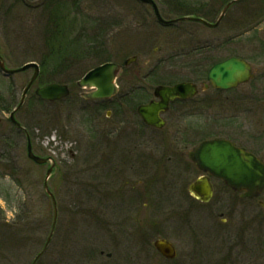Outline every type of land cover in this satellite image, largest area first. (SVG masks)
Wrapping results in <instances>:
<instances>
[{"label": "rangeland", "instance_id": "374dc122", "mask_svg": "<svg viewBox=\"0 0 264 264\" xmlns=\"http://www.w3.org/2000/svg\"><path fill=\"white\" fill-rule=\"evenodd\" d=\"M154 1L163 20L177 21L159 23L137 0H0V53L6 66L28 61L40 66L52 47L58 53L45 55L47 68L59 64L70 86L69 95L56 103L29 93L18 115L34 134L39 153L55 151V170L47 181L56 200L54 222L52 200L43 188L48 164L27 159L24 135L7 121L8 111L0 112V155L11 159L5 164L0 158V169L12 170L0 175V232L9 235L5 242L0 238L8 249L0 244V264H264V212L256 200L215 193L202 205L188 195L195 171L186 153L221 133L213 123L230 114H224L223 105L194 113L173 107L158 129L144 124L129 102L104 118L106 110H93L96 103L76 86L95 65L122 64L131 57L115 82L136 105L158 83H200L212 63L234 56L256 69L255 79L235 90L252 89L247 106L260 105L264 0H238L215 27L178 17L205 16L214 22L229 0ZM47 23L62 33L47 39ZM32 73V68L0 73V105L15 106ZM59 75L50 71L37 83ZM103 191L116 195L120 204L113 210L95 203ZM260 198L264 201V192ZM7 222L19 240L10 237ZM159 236L175 245V260L154 251L151 243Z\"/></svg>", "mask_w": 264, "mask_h": 264}, {"label": "water", "instance_id": "95a60500", "mask_svg": "<svg viewBox=\"0 0 264 264\" xmlns=\"http://www.w3.org/2000/svg\"><path fill=\"white\" fill-rule=\"evenodd\" d=\"M141 2L150 3L153 6V10L157 18L163 21L158 13L157 7L152 0H140ZM235 1V0H233ZM231 1V2H233ZM228 3L219 18L214 24H209L200 18H191V20L201 22L208 26H216L222 17L225 9L229 6ZM134 60V59H132ZM30 66L35 67V73L30 79L28 84L23 90L22 98L31 85L37 72V66L34 63H28L22 66L18 70H24ZM1 71L6 74H10L13 71L7 70L0 63ZM118 69L116 65L105 64L95 68L88 72L79 82L80 86H94L96 90L88 94L89 98L104 97L111 94L114 91L112 85V79L115 71ZM208 80L213 86L218 88H228L236 86L238 83L246 82L250 77L249 65L241 59L230 57L222 62L213 65L208 72ZM187 90L190 92V87L185 84H176L173 87H157L155 89V95L160 97L159 102H150L146 105L138 107V113L141 115L144 122L156 127H161L163 121L159 118V111L164 110L167 107L169 100L177 96H182L181 92ZM35 93L45 100H56L62 98L68 94L67 88L64 85L48 84L42 88L36 89ZM11 120H13V112L10 114ZM201 166L208 170L211 174L222 178L225 183L235 191L245 190L243 196L254 197L257 196L264 187V165H262L257 159L250 154L245 153L241 149L234 148L230 143L226 141H205L198 147ZM28 157L36 163H43L46 159H42L32 154L30 146H28ZM51 168L47 170V176L50 174ZM204 183V182H203ZM44 187L47 188L46 182ZM199 196L202 200H208L211 191L206 183L192 184L189 189ZM49 195L52 197L51 193ZM52 203L54 208V219L56 214L55 201L52 197ZM156 249L165 257L173 258L175 251L172 245L164 240L159 239L154 242Z\"/></svg>", "mask_w": 264, "mask_h": 264}, {"label": "flooded vegetation", "instance_id": "af4514ba", "mask_svg": "<svg viewBox=\"0 0 264 264\" xmlns=\"http://www.w3.org/2000/svg\"><path fill=\"white\" fill-rule=\"evenodd\" d=\"M250 64V63H249ZM251 65V64H250ZM252 66V65H251ZM252 69V76L251 79L243 84H239L238 86L230 89H218L214 88L211 83H208L207 80L205 81L200 80V83H197L196 79H183L181 81L191 82L197 86V94L191 97H187L184 99H176L169 103V108L167 112L172 107H177L179 111L183 112H198L201 108H212L215 109L217 107V104H221L222 110L225 109L224 114L227 112L230 113L227 115V117L223 118V121L221 123L218 121H214L213 127H218L216 124L218 122V125L222 127L221 133L213 136V138H219L225 141H228L231 143L234 147L238 149H242L245 152H248L252 154L257 160L262 162L264 164V96H263V89L259 91L258 98L259 100L256 101V103L260 102V105H252L251 107L247 106L249 96L248 92L250 90H240L237 92L235 89L242 85H247L251 81L255 79L256 76V69ZM197 70V69H194ZM175 82L167 83V85H172ZM233 90L235 93L227 94V95H220V93H224L226 91ZM252 91V89H251ZM250 91V92H251ZM120 91H118L115 95H113L110 98L107 99H100L99 101L101 104H106L107 106H110V109H106L105 118H110L107 115L114 114L119 109V104H121V98H120ZM263 96V97H262ZM263 98V99H262ZM152 98L149 97L142 103H146ZM204 99L207 101L204 102ZM263 100V105H262ZM199 102V103H198ZM123 104V103H122ZM215 104V105H213ZM231 104V106H229ZM213 105V106H212ZM108 112L110 114H108ZM218 119V118H217ZM210 139V138H209ZM201 141V140H200ZM199 143V142H198ZM195 147V146H194ZM193 147V148H194ZM191 148L190 150H192ZM189 152L186 153V156L190 162L191 168L193 171H195L194 178L192 182L199 177H203L206 179V182L210 185L212 189V196L209 201L202 202L196 198L198 203L202 205H208L214 196L215 193H219L222 195H226L227 193L238 195L242 199H247L249 201L256 200L258 202V205L264 212V208L262 207V203L264 201L260 198V196L256 198H243L241 196L242 192H234L231 188H229L222 179L218 178L217 176L204 171L201 169L197 163L192 162L189 159ZM179 156V155H175ZM180 158H176L177 162H183V158L179 156ZM102 183V182H101ZM137 198V194H135ZM144 199H147L145 197ZM103 200H101V203ZM144 204H147L145 201ZM222 213L219 214L221 216ZM224 220V219H222Z\"/></svg>", "mask_w": 264, "mask_h": 264}, {"label": "trees", "instance_id": "16d2710c", "mask_svg": "<svg viewBox=\"0 0 264 264\" xmlns=\"http://www.w3.org/2000/svg\"><path fill=\"white\" fill-rule=\"evenodd\" d=\"M47 19H48V21L50 22V20L52 19V21L54 20V17H53V15L52 16H48L47 17ZM61 29L58 27V29H52V28H50V24H46L45 25V33H46V38L48 39V38H50V40H51V36L52 35H56V37H57V35H59V33H62V31H60ZM56 50H58V49H56ZM54 53H58V52H56V51H54V49L51 47V48H49V50L47 51V53L46 54H44V56H43V59H42V62H41V64H40V66H41V73H40V78H39V80L40 79H43V77H42V75L44 76V81H46L47 80V78H46V74L48 73V68H47V64H46V58H48L50 55H52V54H54ZM45 55L47 56L46 58H45ZM57 65H59V64H57ZM46 78V79H45ZM7 247V246H6ZM9 247V246H8Z\"/></svg>", "mask_w": 264, "mask_h": 264}]
</instances>
